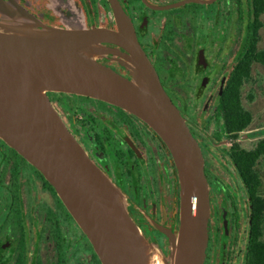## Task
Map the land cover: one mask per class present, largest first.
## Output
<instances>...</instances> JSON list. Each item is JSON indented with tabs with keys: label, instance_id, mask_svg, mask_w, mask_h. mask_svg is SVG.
I'll return each instance as SVG.
<instances>
[{
	"label": "flooded vegetation",
	"instance_id": "obj_1",
	"mask_svg": "<svg viewBox=\"0 0 264 264\" xmlns=\"http://www.w3.org/2000/svg\"><path fill=\"white\" fill-rule=\"evenodd\" d=\"M255 1L0 0V9L6 4L63 29H116L117 13L128 19L204 155L211 197L205 264H251L255 253L254 197L238 163L244 135L235 138L225 123L232 106L229 83L255 35ZM6 19L0 10V21ZM47 94L90 159L120 190L142 235L168 257L162 230L177 231L181 191L165 142L108 102ZM0 264H103L46 177L1 138Z\"/></svg>",
	"mask_w": 264,
	"mask_h": 264
},
{
	"label": "water",
	"instance_id": "obj_2",
	"mask_svg": "<svg viewBox=\"0 0 264 264\" xmlns=\"http://www.w3.org/2000/svg\"><path fill=\"white\" fill-rule=\"evenodd\" d=\"M0 21V138L35 166L94 246L103 264H150V242L124 197L90 159L48 92L90 96L141 119L169 148L179 176L177 231L165 264H205L211 217L203 152L165 92L123 15L116 29H63L3 4Z\"/></svg>",
	"mask_w": 264,
	"mask_h": 264
},
{
	"label": "trees",
	"instance_id": "obj_3",
	"mask_svg": "<svg viewBox=\"0 0 264 264\" xmlns=\"http://www.w3.org/2000/svg\"><path fill=\"white\" fill-rule=\"evenodd\" d=\"M255 11V35L250 50L232 77L228 88L232 106L225 117V123L228 131L239 139L252 127L255 120L253 112L244 105L245 87L256 82L254 77L256 64L264 66V48L260 44L262 41L261 30L264 27L262 19L264 0L255 1ZM247 98L251 102L255 100L254 90L249 92ZM261 127L264 128V124ZM238 163L254 197L253 222L256 241L251 264H264V137L257 139L250 149L241 148Z\"/></svg>",
	"mask_w": 264,
	"mask_h": 264
},
{
	"label": "rangeland",
	"instance_id": "obj_4",
	"mask_svg": "<svg viewBox=\"0 0 264 264\" xmlns=\"http://www.w3.org/2000/svg\"><path fill=\"white\" fill-rule=\"evenodd\" d=\"M262 19L264 20V15L262 16ZM262 35V41H261V47L264 48V27L261 30ZM255 80L256 82L251 85L245 87L244 90V105L248 107L254 114L255 120L252 124V129H254L255 132H251L249 136H247V133H244V142L242 144L245 148H252L253 143L259 139L264 137V128L261 127L262 124H264V66L261 64H256L255 66ZM251 90H254L255 100L253 102L249 101L247 98V95ZM243 139V137H242Z\"/></svg>",
	"mask_w": 264,
	"mask_h": 264
},
{
	"label": "bare ground",
	"instance_id": "obj_5",
	"mask_svg": "<svg viewBox=\"0 0 264 264\" xmlns=\"http://www.w3.org/2000/svg\"><path fill=\"white\" fill-rule=\"evenodd\" d=\"M150 264H165L163 257L164 254L158 246L150 245Z\"/></svg>",
	"mask_w": 264,
	"mask_h": 264
}]
</instances>
